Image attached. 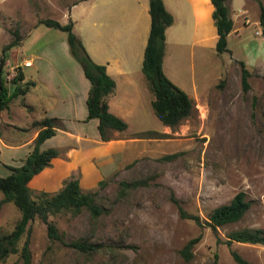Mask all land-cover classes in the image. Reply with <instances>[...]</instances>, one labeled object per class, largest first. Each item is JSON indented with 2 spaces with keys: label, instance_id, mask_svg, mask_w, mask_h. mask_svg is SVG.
<instances>
[{
  "label": "rangeland",
  "instance_id": "1",
  "mask_svg": "<svg viewBox=\"0 0 264 264\" xmlns=\"http://www.w3.org/2000/svg\"><path fill=\"white\" fill-rule=\"evenodd\" d=\"M187 1L163 0L175 21L166 30L162 69L169 71L164 74L188 94L196 108L194 115L170 128L153 113L152 94L144 86L145 77L140 69L149 23L147 0H0V57L1 46L12 38L13 29L21 39L3 53L9 60L7 64L4 60L1 72L7 79L4 83L7 91L12 89L9 78L16 66L9 65L15 54L17 61L38 56L50 62L52 54H58L61 60L70 57L69 50L66 48V53L61 47L66 43L65 32L40 21L44 17L59 21L69 18L73 32L87 52L116 54L123 60L122 66L128 70L125 75L132 79V100L129 104L122 102L127 110L123 118L135 137L143 131H152L150 136L140 137L138 153L113 169L116 172L100 190L110 205L106 213L96 221L89 220L85 211L74 217H53L66 240L86 234L109 244L110 249L79 253L50 241L44 224L33 219L27 234L30 264H202L212 258L213 252L217 254V264H237L230 256V248L251 264H264V245L237 240H231L229 245L222 242L231 229L247 226L264 230V80L261 76L264 33L258 22V4L256 0H228L233 19L232 31L227 36L230 51L217 54L212 42L213 24L210 15H205V6L199 27L192 31L189 21L193 16ZM255 29L261 32L256 34ZM175 34L179 35L178 42L173 40ZM72 59L76 69H81L78 61ZM238 60L249 71L246 90L241 87ZM31 62L41 68L42 60ZM38 72L43 74L44 70ZM36 78H39L36 70L32 76L25 77ZM219 81L220 86L216 85ZM41 84L36 80L23 96L11 97L9 107L0 111L2 136L10 134L20 139L28 136L33 128L27 125L41 117L43 108L51 101ZM7 122L11 123L8 129ZM17 126L28 128L20 130ZM92 132H96L94 125ZM131 148L135 151V146ZM171 152L177 154L170 159L160 158ZM16 155L2 152L6 162H11L9 156ZM77 170L71 174L78 176ZM147 175L146 183L115 197L117 179ZM48 176H36L28 185L34 189L49 188L47 184L53 178ZM95 187L82 186L84 190ZM238 190L244 191L245 198L250 200L241 218L218 226L216 231L203 224L211 207L229 201ZM173 199L186 211L198 214L202 225L180 217ZM18 214L11 202L2 203V230H9ZM198 233L201 237L192 248V256L184 260L179 248ZM25 236H21L19 244ZM0 264H20V258L10 253Z\"/></svg>",
  "mask_w": 264,
  "mask_h": 264
},
{
  "label": "trees",
  "instance_id": "2",
  "mask_svg": "<svg viewBox=\"0 0 264 264\" xmlns=\"http://www.w3.org/2000/svg\"><path fill=\"white\" fill-rule=\"evenodd\" d=\"M258 4V22L264 33V4L256 0ZM211 4L210 17L215 30L213 47L215 52H229L227 36L232 28V18L229 14L228 0H209ZM149 27L146 41L143 47L141 59V71L145 77L146 85L152 94L150 106L159 121L170 128L179 124L183 119L194 115L196 108L188 94L174 82H172L162 70V57L165 43V28L172 23V14L166 9L162 0H148ZM40 21L50 27L58 28L65 32L66 42L70 54L78 61L83 75L89 82L85 97L86 115L84 120L96 118V129L101 140H108L113 137L112 129L123 130L126 122L119 116L108 110L107 98L113 92L114 79L105 71L103 63L95 62L79 37L72 30L71 19L61 22L55 18L44 17ZM12 38L1 46L0 57V110L9 107L11 97L21 95L33 85V80L23 79L24 75L19 66H16L14 74L9 78L12 89L7 91L4 85L6 76L1 74L4 64V52L12 46L17 45L21 39L15 29L11 31ZM240 64V82L242 90L248 88V69L242 60ZM264 80V73L261 75ZM216 85L220 86L221 81ZM29 128H35L36 133L31 141V148L21 157V163L10 165L2 163L8 172L0 175V205L4 202H11L19 211L9 230H2L0 227V261H3L10 253H16L20 258V264H30V251L28 247L29 226L33 219H38L44 224L46 236L50 241H57L79 253H92L98 250L110 249L109 244L90 238L86 234L66 240L63 230L59 229L53 217L66 215L74 217L85 211L89 220L96 221L102 214L109 210L104 194L100 190L112 178L116 170L105 175L96 181V187L83 189L78 177L70 174L62 180L60 186L53 191L45 189H34L28 185L31 177L42 168L50 165L51 159L58 156L60 148L50 146L41 148L40 143L55 133L57 128H63V122L56 116L42 115L30 121ZM28 127H20L25 130ZM152 131H143L136 137L150 136ZM177 152L165 153L161 159H170ZM132 162V161H131ZM129 164V163H128ZM148 175L142 178L130 177L120 178L116 181L115 197L123 196L127 190L138 184L146 183ZM178 215L182 218H189L197 225L205 224L211 230L216 231L218 226L236 221L249 207L250 200L245 198L242 190L236 191L227 202L219 203L211 207L206 213V219L200 220L198 214L186 211L177 200ZM26 235L21 244L19 240ZM201 234L198 233L186 239L178 252L184 260L192 256V248L199 241ZM219 240V237H217ZM231 240L240 242L257 243L264 245V230L258 227L243 226L231 229L226 232L222 242L227 245ZM233 261L237 264H251L236 250L229 249ZM202 264H217V254L213 252L212 258Z\"/></svg>",
  "mask_w": 264,
  "mask_h": 264
},
{
  "label": "crops",
  "instance_id": "3",
  "mask_svg": "<svg viewBox=\"0 0 264 264\" xmlns=\"http://www.w3.org/2000/svg\"><path fill=\"white\" fill-rule=\"evenodd\" d=\"M188 1L190 2V8L193 16V19L189 21L190 29L193 31L194 29L197 30L199 27V17L204 15L201 12L204 6L206 13L205 15L207 17L210 15L211 4H206V0ZM73 4L74 3H72V5ZM165 7L166 9L168 8L167 6ZM174 21L175 20H172V23ZM167 27L165 28L164 32L165 40L167 37ZM231 31H229V33ZM214 39L215 30L214 34L212 35L213 43ZM173 40L178 42L180 40L179 35L175 34L173 36ZM66 46L67 42L65 45L61 44L64 52L67 53L68 46ZM11 50H13V48ZM88 54L95 62L103 63L105 65V71L107 74L114 79L116 87L107 98L108 110L126 122L125 129H112L111 132L113 137L108 140H101L99 138L97 129L96 132H92V125L96 127V118L84 120L86 115L85 97L89 82L83 75L82 69H76L75 62L73 61L74 59H72L73 57L71 55L70 57H65V60H61L58 54H52L53 58L49 62L48 59H45L44 57L40 58L38 56H35L33 59L31 57H23L22 61H17V56L15 54L11 60L12 64H10L9 67L11 68L13 66H19L24 75L23 79H25L27 75L32 76V73L36 70V75H39V78L31 80H33L34 83H36V80L39 81V83H43L41 85L47 89L48 94L51 97L50 104L43 108L42 115L56 116L61 119L64 125L63 128H57L54 134L45 138L40 143L41 148L54 146L60 148L61 151L58 156H55L51 159L50 165L42 168L39 172L31 177V179L28 181L29 185L31 180L36 178V176L41 178L40 176L45 177L46 175H49V178H53V182L47 184L49 185V188H41L53 191L56 187L60 186L63 179L78 169L77 171L79 174L77 177L80 186L82 187L83 185H86V187H92L96 184V181L99 178L109 174L123 161L133 157L132 155L134 153H138L137 151L139 149V144L137 142H139L138 140L141 138L133 136V132L129 130L127 121L125 118H123V115L127 110H125L122 106V102L125 101L126 104H129V102L132 100V88L130 87L132 79L125 75L128 70L122 66L123 60H119L116 54H105L103 52L99 54L98 51H89ZM66 55L67 54H65V56ZM34 59L42 60L41 68H39V66L35 63L31 62ZM8 61V59H5V64H7ZM59 61H61L62 64H60ZM21 62L23 63V67L21 66ZM163 62L164 58H162V66ZM24 66L31 67L26 69ZM59 66H61V68ZM63 66H65L64 69ZM40 69L44 70L43 74L38 72ZM162 70H164L163 72H165V74L169 72L166 70V68ZM145 83L144 86L146 88L147 85H145ZM7 125L11 126V123L7 122L6 127ZM18 127L19 126H17V129L22 130V128ZM165 127H167V125H165ZM35 133L36 129L33 128L29 131L28 136L23 139L18 137L14 138L10 134L6 136H2L0 134V168L2 170L0 175H5L8 172V169L2 163L10 165H18L21 163V157L24 156V154L31 148V141ZM132 146H135V151H133L131 148ZM4 151H7L11 155L17 153V155L14 157L9 156L8 159H10L11 162H6V159L2 157V152ZM93 174H95L94 177ZM51 176H54L55 179Z\"/></svg>",
  "mask_w": 264,
  "mask_h": 264
},
{
  "label": "built area",
  "instance_id": "4",
  "mask_svg": "<svg viewBox=\"0 0 264 264\" xmlns=\"http://www.w3.org/2000/svg\"><path fill=\"white\" fill-rule=\"evenodd\" d=\"M261 31L259 29H255V33L259 34ZM14 74V73H13Z\"/></svg>",
  "mask_w": 264,
  "mask_h": 264
}]
</instances>
